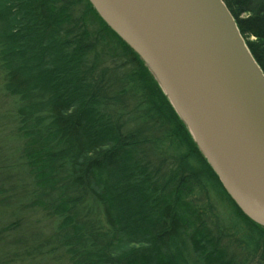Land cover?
I'll use <instances>...</instances> for the list:
<instances>
[{
    "label": "trees",
    "instance_id": "16d2710c",
    "mask_svg": "<svg viewBox=\"0 0 264 264\" xmlns=\"http://www.w3.org/2000/svg\"><path fill=\"white\" fill-rule=\"evenodd\" d=\"M222 2L264 74V0ZM0 88L14 99L10 124L0 118L13 146L0 147V244L28 224L6 259L264 264V228L88 0H0Z\"/></svg>",
    "mask_w": 264,
    "mask_h": 264
},
{
    "label": "water",
    "instance_id": "95a60500",
    "mask_svg": "<svg viewBox=\"0 0 264 264\" xmlns=\"http://www.w3.org/2000/svg\"><path fill=\"white\" fill-rule=\"evenodd\" d=\"M149 68L224 190L264 228V74L222 0H88Z\"/></svg>",
    "mask_w": 264,
    "mask_h": 264
},
{
    "label": "rangeland",
    "instance_id": "374dc122",
    "mask_svg": "<svg viewBox=\"0 0 264 264\" xmlns=\"http://www.w3.org/2000/svg\"><path fill=\"white\" fill-rule=\"evenodd\" d=\"M13 106H14V99L9 97L8 95H6L5 93L2 92L1 88H0V118H2V122L3 123H7L8 125L10 124L11 122V119L13 118ZM0 147L2 148V153L5 154V157L7 155V157H10V154L12 152V144H11V141H7L6 143H0ZM8 211V209L5 210V212ZM8 216V219L4 220V223H13L15 221V218L14 217H11ZM30 221V220H29ZM44 217L41 215H37V217H34L32 219V223L34 224L35 223V226L37 227L36 229H38V227H40L41 225H44ZM8 224V225H9ZM28 226V224H25L24 221H22L20 223V226H18L19 228V231L17 232H9L8 234L5 233L4 235H2L4 238H6V240L4 242H2L0 244V264H16L17 262H11V260H8L6 258L9 257V255L11 254L12 250H13V244H12V241H13V237H19V235L17 234L18 232H21V230L23 229H26ZM4 226L1 225L0 229L3 228ZM23 228V229H22ZM28 235V233H24L22 234L21 236L23 237H26ZM1 236V237H2ZM3 243H7V246L3 245ZM11 246V247H9ZM14 247H17V246H14ZM18 249V247L16 248ZM10 259V258H9ZM24 261L22 262H19L17 264H28V263H23ZM33 264H48L46 263V261L44 259H41V258H37L35 263ZM61 264H64V263H61Z\"/></svg>",
    "mask_w": 264,
    "mask_h": 264
}]
</instances>
